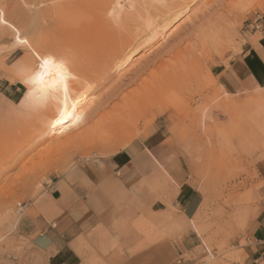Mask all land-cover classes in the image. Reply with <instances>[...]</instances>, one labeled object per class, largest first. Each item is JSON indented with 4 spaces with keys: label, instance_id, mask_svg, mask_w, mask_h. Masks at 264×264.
Masks as SVG:
<instances>
[{
    "label": "rangeland",
    "instance_id": "1",
    "mask_svg": "<svg viewBox=\"0 0 264 264\" xmlns=\"http://www.w3.org/2000/svg\"><path fill=\"white\" fill-rule=\"evenodd\" d=\"M33 1L0 0V14L3 15H0V130L22 121L20 127L24 131L21 129V133H25L27 138L26 146L20 152L23 155L19 153L17 156H23L21 164L12 170L11 162L6 165L10 167L3 173L4 177L0 176V191L10 190L8 198L3 199L4 191L0 193V264H44L31 252L30 241L20 232L24 219L29 215L50 214V217H55L56 212L48 211L47 205L42 203L48 196V186L65 177L72 180L73 174L84 166L115 155L136 140L142 141L144 147L149 149H161L169 159L176 160L179 173L203 194L204 204L192 224L203 235L201 239L209 248V253L202 260L203 264L242 262V252L235 247L238 236L246 233L250 222L262 211L264 202V88L246 86L242 93L228 96L224 88L219 86L217 75L244 53L251 49L260 50L264 46V3L263 7H255L245 14V10H241L244 0H241V4L238 0H200L185 10L179 6L182 0H163L164 5L156 2V5L152 4L148 8L150 12L166 6L162 9V13L165 12V15L161 14L162 17H172L177 12H181V15L178 20L170 21L165 29L160 30L153 46L144 48L128 66L117 71L110 66L104 73L105 65L100 68L103 74L96 79L100 80L99 84L94 83L96 80L84 81L86 84L96 85L93 95L99 104L92 107L94 115L90 112L89 122L73 134L86 132L100 116L106 117L120 98L137 87L139 81L131 83L137 71L148 63L168 59L166 52L179 42H182L181 49L189 46L198 49L202 47L203 51L199 50L198 53L203 58L199 67V83L192 85V89L181 85L171 93L168 92L157 103H149L141 113L139 123L129 125L133 126L131 129H128L129 126L126 128L125 131L128 132L113 135L114 138L106 137L102 140L103 143L86 144V141L79 140L73 146L52 149L54 144L46 138L48 136L45 137L44 134L41 141L34 126L42 120L44 108L37 101L26 98L28 91L34 86L32 79L23 80L25 73L18 71V68L25 59L32 58L36 73L41 63L37 53L55 54L68 62V65L73 63L72 67L69 65L70 68L75 67L74 60L78 62L85 59L81 51L83 45H87L83 41L87 40L88 32L100 27L103 21L101 19L108 16L107 11L116 0H38L41 2L38 7H34ZM121 1L127 8L131 3ZM188 1L191 0L186 3ZM234 7L236 8L233 9ZM36 10L38 13L33 14ZM100 11L103 12L101 16ZM1 17L10 25H15L26 36L29 44H18L17 32L1 22ZM107 18L110 19L109 16ZM221 19L228 29L219 25ZM132 26L130 28L134 29ZM114 27L123 33L122 30L119 31L117 24ZM218 27L223 28L220 36L215 29ZM147 38L145 34L138 40V44ZM57 49H60V54ZM84 82L82 81L83 84ZM82 83L80 82L81 86L78 85L80 90L87 86ZM114 92H119L117 99L111 97ZM223 101L228 102L224 108L221 104ZM198 114L207 118L211 116L206 119L205 128L209 130L218 125L219 131L201 139L193 136L192 130L196 128L194 122ZM22 135L15 129L11 145H7L6 141L2 142L4 138L0 133L3 154L9 152L8 146L12 147L17 141L20 142ZM24 164L27 170L23 168ZM18 175L23 180H17ZM161 188L164 189L161 192L167 193V185ZM123 192H119L118 197H123ZM8 215L10 219L5 220ZM10 220L18 224L17 229H8V224L5 223H10ZM132 228L136 232H131L134 236L130 239L136 242V234L143 235L142 240L139 237L141 242L138 244L146 250L163 239L172 238L171 232L147 222L139 225L134 222ZM154 229L157 232H153ZM138 230L141 232H137ZM88 264L112 263L93 257ZM144 264H149L147 259Z\"/></svg>",
    "mask_w": 264,
    "mask_h": 264
},
{
    "label": "crops",
    "instance_id": "2",
    "mask_svg": "<svg viewBox=\"0 0 264 264\" xmlns=\"http://www.w3.org/2000/svg\"><path fill=\"white\" fill-rule=\"evenodd\" d=\"M217 76L228 96L242 93L246 86L264 88V46L244 53ZM178 167L163 150L136 140L117 154L84 166L72 180L65 177L49 185L42 203L56 212L55 217L29 215L20 233L44 264H88L93 257L112 264H144L146 259L149 264H203L209 248L192 224L204 196ZM164 185L167 193L161 192ZM134 222L159 226L172 238L146 250L138 244L143 235L136 234V242L130 239ZM238 237L235 247L243 258L238 264H264V202L246 233Z\"/></svg>",
    "mask_w": 264,
    "mask_h": 264
},
{
    "label": "bare ground",
    "instance_id": "3",
    "mask_svg": "<svg viewBox=\"0 0 264 264\" xmlns=\"http://www.w3.org/2000/svg\"><path fill=\"white\" fill-rule=\"evenodd\" d=\"M127 1H128L127 4L131 2L127 5L128 8L124 5L125 3L124 4L121 3L123 1L116 0L115 3H113L114 5L107 11V15L110 17V19L107 18L108 16L105 17L107 19L105 18L101 19L100 17V19L103 20L100 27L97 26L98 28L96 27L97 28L96 30L88 32L87 40L83 41V44H87V45H83L84 48L81 51L82 52L81 54H83L85 59L84 60L82 59V61H78V62L74 60L75 62L73 66L75 67L70 68L69 65H71L72 67L73 64L72 61H70L72 64L68 65V62H66L64 59L58 58L55 54H50V53L36 54L41 63L44 59H49L51 61H54L55 64L61 65L63 67L65 73V80L63 84L54 85L52 80H48L47 81L48 87L46 91H41V86H37L33 84L34 85L33 89L28 91L26 97V98L29 97L34 101H37L38 104L42 105V108H44L43 111L44 113H42L44 114V116H42L43 117L42 120H44V117L45 120L42 122V120L40 121L39 118L38 120L40 121V123H36L34 126L38 131V137L40 138L41 141L44 134L45 137L48 136L46 138L49 139L51 144H54V146L51 147L52 149L62 148V147L67 148L73 146L79 140L81 141L83 140L84 142L86 141V144H88L89 142L103 143L102 140H104V138L106 137L114 138L115 135L118 136L117 134H121V132H124L129 125H133L135 123L137 124L138 120L140 119L141 113L144 112L146 106L149 103L151 105L157 103L168 92L173 91L175 88H178L181 85L188 86L190 89H192L193 86H196L199 83L200 80L199 67L202 65L201 63L203 58H200V55H198V53L200 52L199 50L203 51L202 47L198 49L196 47L189 46L181 49L180 47L182 42H179L174 48L166 52L165 55L169 57L168 59L166 60L159 59L155 62L148 63L147 65H145L144 67H142L140 70L137 71V73L134 76V80L131 82L135 84L137 81H139V83L136 84L137 87L131 92H129V94L124 95L122 98H120L118 104L115 103L114 107H112L111 111L109 110L110 113L106 117H104V115L100 116L101 118L97 122H95V124L92 125V127L90 126L91 128L88 129L86 132L82 131L76 135L73 134L75 131L81 129V127L86 122L87 123L89 122L88 118L91 117L90 112L92 107L96 104L97 105L99 104L97 103L98 100L95 99L96 97L93 95L94 90H96L95 89L96 85L94 86L89 83L86 84V82L84 81L93 80L94 82V80L99 79V77H101L100 75L103 74L102 69L100 68H102L105 65L106 68H104L105 69L104 73L106 72V69L110 66H113L112 68L116 71L128 66L131 62H133V59L144 48L153 46L152 44L156 42L155 40L158 37L160 30L165 29L170 21L178 20L179 16L181 15L180 14L181 12H177L175 13V15H172V17L169 16L162 17L161 14L165 13L162 12L164 10V7L166 6H163V8L160 9L159 8L156 9L154 12L149 11L148 8L152 6V4L156 5V3H160L164 5L165 2L163 0H127ZM186 1L187 0H182L181 2L182 4L178 3L181 9L184 10L188 9L200 0H191L190 2L188 1L189 3H186ZM33 2L35 4L34 7L35 6L38 7V5H41V2H38V0H34ZM238 2L240 3L242 1L238 0ZM243 2L242 3L244 5L242 6L244 7V9L240 5L241 3L239 5L242 7L241 9L242 11L245 10L244 11L245 14L246 11H249L255 7H263L264 0H246V1L244 0ZM235 8L236 7H234L233 9ZM101 10L103 11V9ZM126 10L128 11L126 12ZM36 11L37 12L33 14H37L38 10ZM102 11H100L99 16H101V13H103ZM105 13L106 12L104 11V14ZM1 22L9 25L10 28H12L17 32L18 37H16V40L18 44H21L23 46H26L27 43L29 44L26 36H24L23 33L20 32V30L16 29L14 27L15 25L14 26L10 25L8 22L5 21L4 17H1ZM113 23L114 25L116 24L118 25V27L120 28L119 31L121 30L123 31L122 34L117 31V29L115 28L117 26L114 27ZM222 23L225 22H223V20L221 19L219 25H223L224 28L225 24ZM132 25L134 26V29L130 28ZM215 29H217L216 31H218V36H220L222 29H220L219 27ZM225 29H228V27L226 26ZM145 34H147L148 36L147 40L144 41L143 43L138 44L139 42L138 40L141 39L142 36H144ZM15 45L17 44L15 43ZM59 50L57 52L58 54H60ZM62 53L63 52H61V54ZM66 53L69 55L68 52ZM38 70L39 68L37 69V71ZM18 71H22L23 73L26 74V75L24 74L25 77H23V80H25L24 78L32 79L36 71L34 60L32 58L25 59L23 64L18 68ZM82 81L87 86L86 87L84 86V88L80 90L78 88L79 87L78 85H80V82L82 83ZM97 81L98 80H96L94 83L99 84L100 80L98 82ZM64 84H66V91ZM117 93L114 92V95H112L111 97L116 98L119 95ZM221 104L223 105L222 107L224 108L226 105H228V102L223 101ZM198 115L199 116H196V120L194 122L196 128H193L192 130L193 136L199 137L201 139L203 137L212 136L219 131V128L217 127L218 125H216L215 128L209 130L207 129V127L205 128L206 119H209L211 116L207 118L206 116L201 117L200 114ZM21 122L15 125L16 127L12 124L10 127L2 128L0 130V133H2V137L4 138V141L2 142L6 141L5 144L7 143L9 144L11 142L12 133L15 129L16 131L19 132V135L23 134L21 133L24 131V129L20 127L22 126ZM216 124H219V122L216 121ZM131 127L133 128V126ZM131 127L129 126L128 129L129 128L131 129ZM21 129L23 131H21ZM125 132H128V130ZM137 134H139V132ZM110 135L112 136L114 135V136L112 137ZM16 137L18 138L19 136ZM5 138L7 140H5ZM20 138L22 139L21 141L18 139L20 141V142L17 141L18 143L17 142L15 143V140L12 138V140H14L13 143H15L16 145L14 146V144L12 143L13 148L11 146H8L9 152L7 154L5 153L3 154V150H1L0 148V158H1L0 176H2L3 173L7 172L10 166L9 167L7 166L8 167L7 168L6 165L11 164V162H12V166H11L12 170L16 169L21 164V160H23L22 159L23 156L22 157H17V156L26 146L27 138L25 136V133ZM36 140L37 142L39 141L38 139ZM9 145H11V143ZM89 145H91V143ZM31 148H33V146ZM23 153L25 154V152ZM39 156L41 157L43 155H39ZM23 168L26 169V164L23 165ZM2 177H4V175ZM16 179L21 181L23 180V177L18 175L16 176ZM3 191L4 189L1 190L0 193H2ZM9 191L8 192L4 191L2 193L3 199L10 197ZM9 219H10V215H8L7 218H5V220H9ZM7 224L9 230L10 228H16V222L12 223L10 220V223H5V225Z\"/></svg>",
    "mask_w": 264,
    "mask_h": 264
},
{
    "label": "snow or ice",
    "instance_id": "4",
    "mask_svg": "<svg viewBox=\"0 0 264 264\" xmlns=\"http://www.w3.org/2000/svg\"><path fill=\"white\" fill-rule=\"evenodd\" d=\"M52 80L54 85L63 84L65 80L64 69L54 61L44 59L39 66V70L32 77L31 83L41 86V91H46L47 81ZM66 91V84H64Z\"/></svg>",
    "mask_w": 264,
    "mask_h": 264
}]
</instances>
